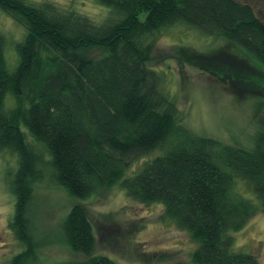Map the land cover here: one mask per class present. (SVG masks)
I'll return each instance as SVG.
<instances>
[{
    "label": "trees",
    "instance_id": "1",
    "mask_svg": "<svg viewBox=\"0 0 264 264\" xmlns=\"http://www.w3.org/2000/svg\"><path fill=\"white\" fill-rule=\"evenodd\" d=\"M93 1L111 10L101 23L50 1L0 0V11L25 29L12 73L0 32V151L17 159L10 228L26 246L11 264L32 257L27 210L45 166L51 182L80 200L117 184L134 201L160 204L196 245L192 264H259L235 251L227 233L264 212V113H256L260 130L248 150L200 136L179 122L176 103L161 93L149 64L156 34L183 24L225 39L264 68V19L251 5L264 0ZM6 95L14 100L10 110ZM235 180L251 185L260 207L233 192ZM63 229L71 251L87 258L77 264H115L92 255L96 238L83 206L71 208Z\"/></svg>",
    "mask_w": 264,
    "mask_h": 264
},
{
    "label": "rangeland",
    "instance_id": "2",
    "mask_svg": "<svg viewBox=\"0 0 264 264\" xmlns=\"http://www.w3.org/2000/svg\"><path fill=\"white\" fill-rule=\"evenodd\" d=\"M30 1L53 2L95 23H101L111 13L109 7L93 0ZM251 5L264 19V4L251 2ZM143 18L144 13L139 15L140 20ZM0 32L5 40L6 70L12 73L19 62L16 45L23 40L25 29L0 11ZM149 65L160 76L161 93L176 103L183 126L230 146L246 150L252 147V139L260 130L256 113H264V68L255 59L252 61L248 54L223 38L205 36L183 24H174L156 34ZM13 107V98L6 95L4 109ZM20 129L29 142L36 144L23 124ZM157 155L159 152L155 151L135 162L125 177L134 176L144 161ZM17 169L15 154L1 150L0 264H11L16 255L26 250L10 228ZM50 174L51 167L45 166L43 179L33 185L27 210L32 257L22 264H77L87 260L71 251L64 235V221L76 204L84 207L93 226L96 238L93 256L107 257L115 264H192L191 254L196 245L185 231L164 217L160 204L134 201L117 184L80 200L51 182ZM233 192L260 207L249 183L235 180ZM227 234L233 239L235 251L253 254L259 264H264V212L251 217L242 229Z\"/></svg>",
    "mask_w": 264,
    "mask_h": 264
}]
</instances>
